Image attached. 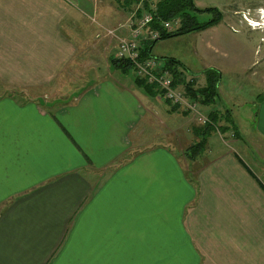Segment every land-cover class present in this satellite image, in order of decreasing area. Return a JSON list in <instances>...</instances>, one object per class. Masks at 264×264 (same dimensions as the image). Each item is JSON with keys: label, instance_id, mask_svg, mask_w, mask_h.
I'll return each mask as SVG.
<instances>
[{"label": "crops", "instance_id": "1", "mask_svg": "<svg viewBox=\"0 0 264 264\" xmlns=\"http://www.w3.org/2000/svg\"><path fill=\"white\" fill-rule=\"evenodd\" d=\"M116 16L107 0H0V264H264L254 135L188 158L202 123L112 64L128 26L96 40ZM68 74L61 101L26 92ZM251 109L262 147L264 98L256 126Z\"/></svg>", "mask_w": 264, "mask_h": 264}, {"label": "rangeland", "instance_id": "2", "mask_svg": "<svg viewBox=\"0 0 264 264\" xmlns=\"http://www.w3.org/2000/svg\"><path fill=\"white\" fill-rule=\"evenodd\" d=\"M107 1L122 12L121 17L116 16V19L119 18V20H125L130 12L137 7L135 0L129 3H121L119 0ZM122 1L124 2L125 0ZM154 1L156 2L157 0ZM205 1H215L224 5L219 8L222 11V18L220 21L204 29L159 37L151 48V54L161 58L173 57L181 61V63L178 61L177 63L170 64V68L173 73H176V71L177 73L184 71L188 80H185L183 83L177 82L180 83V87L182 88H185L186 83L192 79L193 88L198 89L206 85L207 78L205 69L208 67H217L221 73V84L219 96H217L215 102L206 104L202 102L200 96L199 98L194 97V99L198 101V108L201 112L207 115L210 110L216 109L220 115L218 121L219 127L212 131L207 142L209 141L210 145L215 147L217 146L215 142L223 138L241 137L242 134L247 137H252V135H254V156L259 158L258 156L261 157L262 154L264 155V145L261 144V147L256 144V141H258V143L260 141L258 132H256L255 127L254 131H252L249 122L244 120L243 115L249 114V116H251L250 112L252 111L251 108H253L254 126H256L257 120L255 113L261 99L264 98V0ZM196 15L200 21H204L213 17L214 13L213 11L205 10L196 12ZM115 20L111 21V26L114 23L116 24ZM97 34L95 35L96 40L102 39L103 36L114 38L116 36L105 34L98 36ZM117 39L118 37H116V40ZM118 42L119 40H117V44ZM94 60L99 62L98 64H100L101 68L106 67V60L104 61L99 55L95 56ZM96 61L94 63H96ZM83 67L85 66L83 65ZM202 73L204 74L202 75ZM130 74H133V70H131ZM74 83L75 81L70 74H68L67 77L61 78L51 87L34 88L26 90V92L30 97L34 95V97H44L48 99L54 97L52 96V92L56 93V91H59L60 93L56 98L61 101L68 97V95L62 91L64 89L68 90L67 88L74 86ZM14 91L23 92L19 89H14ZM232 105L235 106L236 116L238 117L237 123L240 124V126H236V124H234V126L227 119V117L230 116L228 112L229 107ZM176 109L181 110L184 114L189 113V111L185 110L183 107H177ZM224 126L229 127L224 130ZM166 129L164 124H157L154 126V129L151 126L147 128L146 131L153 135H161L166 141L167 138L164 134L167 133ZM173 134L176 137L182 135L178 130L174 131ZM221 142L222 147L228 146V143L224 141ZM174 146L178 151L179 149L176 144H173V147ZM262 157L264 161V156Z\"/></svg>", "mask_w": 264, "mask_h": 264}, {"label": "trees", "instance_id": "3", "mask_svg": "<svg viewBox=\"0 0 264 264\" xmlns=\"http://www.w3.org/2000/svg\"><path fill=\"white\" fill-rule=\"evenodd\" d=\"M134 0H119L121 3H129ZM146 6L150 8V2L146 1ZM210 10L213 11L214 16L208 20L200 21L197 18L196 12ZM154 18L151 23V27L159 30V35L153 39H148L145 41V44L142 48V56H151V48L154 45L155 41L159 37L171 36L180 33H185L193 30H200L210 25L215 24L220 21L222 18V11L217 6H206L200 7L198 6L194 0H157L156 1V9L154 10ZM179 16L181 18V25L174 29L168 30L163 26V21L167 19H171L173 17ZM166 61L167 67L170 68V64L181 63L180 60H177L173 57L163 58ZM112 64L122 69L123 71H130L133 69V63L126 58H121L117 56H113L111 58ZM207 84L199 87L198 89L193 88L192 80L186 83V89L189 95L192 97H201L202 102L204 103H213L217 96H219V83L221 73L218 68L208 67L205 69ZM175 77V82H181L185 79L181 77V72L176 71L173 73ZM135 82L138 86L142 87L147 93L151 95H156L159 90L156 88L155 84L148 82L145 78L140 77L135 74ZM166 102L172 104L169 100H165ZM179 107L178 104H172V108L176 109ZM231 115L230 110H228ZM209 121L205 124H199L194 126V132L198 136V139L185 148L184 153L188 158L194 159L203 150L206 148L207 139L212 133L213 130H216L219 127L218 121L220 118L219 112L216 109L210 110L208 113ZM228 121L234 125L233 118L231 116L227 117ZM229 125V124H228ZM235 126V125H234ZM229 126H224L223 129H227Z\"/></svg>", "mask_w": 264, "mask_h": 264}, {"label": "built area", "instance_id": "4", "mask_svg": "<svg viewBox=\"0 0 264 264\" xmlns=\"http://www.w3.org/2000/svg\"><path fill=\"white\" fill-rule=\"evenodd\" d=\"M146 1L135 0L137 7L130 12L127 20L119 22V25L115 28L107 29L105 34L113 36L118 28L127 25L129 34L120 36L117 57L129 59L133 63V70L136 75L155 84L159 90L157 95L160 98L169 100L172 104H178L179 107L188 110L199 122H208V114L206 115L199 110L198 101L188 94L186 87L182 88L179 83L175 82L174 74L167 67L164 59L154 55L142 56V48L145 41L159 35V30L151 27L156 2L148 0L150 2V8H148ZM162 23L166 29L174 30L181 25V18L176 16L164 20ZM97 35L101 36L102 32H98Z\"/></svg>", "mask_w": 264, "mask_h": 264}]
</instances>
